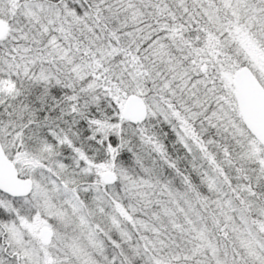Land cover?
Here are the masks:
<instances>
[{
  "label": "snow or ice",
  "instance_id": "obj_1",
  "mask_svg": "<svg viewBox=\"0 0 264 264\" xmlns=\"http://www.w3.org/2000/svg\"><path fill=\"white\" fill-rule=\"evenodd\" d=\"M0 264H264V0H0Z\"/></svg>",
  "mask_w": 264,
  "mask_h": 264
}]
</instances>
